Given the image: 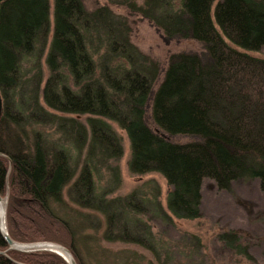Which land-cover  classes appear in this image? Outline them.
I'll use <instances>...</instances> for the list:
<instances>
[{
  "label": "trees",
  "instance_id": "1",
  "mask_svg": "<svg viewBox=\"0 0 264 264\" xmlns=\"http://www.w3.org/2000/svg\"><path fill=\"white\" fill-rule=\"evenodd\" d=\"M214 1L127 3L166 38L203 49L171 54L155 87L159 64L133 45L127 20L109 7L0 0V196L14 241L60 244L86 264L57 207L98 209L94 175L105 169L119 179L117 129L129 141L130 173L163 176L176 217L200 216L206 178L219 190L255 178L264 192V57L254 55L264 49V0H217L219 29ZM49 126L69 148L37 130ZM73 157L82 159L78 170ZM100 215L103 237L126 232L125 221L109 227L107 212ZM7 249L0 233V251ZM238 254L251 258L247 249ZM0 264L68 263L50 251L9 250Z\"/></svg>",
  "mask_w": 264,
  "mask_h": 264
},
{
  "label": "rangeland",
  "instance_id": "2",
  "mask_svg": "<svg viewBox=\"0 0 264 264\" xmlns=\"http://www.w3.org/2000/svg\"><path fill=\"white\" fill-rule=\"evenodd\" d=\"M82 1L89 11L107 6L115 15L127 20L130 41L160 66L155 87L162 79L171 54L203 52L198 42L168 39L149 20L131 12L128 2L142 6L145 0ZM50 3L52 7L53 0ZM216 3L217 0L212 5L211 15L219 29L214 15ZM254 55L264 57V49ZM31 65L28 62L26 69ZM41 67L44 69L43 64ZM76 118L84 122L86 116ZM37 130L47 133L52 143L69 148L50 126ZM117 131L123 144V155L118 161L119 179L118 174L111 175L105 169L94 175L98 209L79 208L70 201L57 207L59 216L75 229L78 251L86 264H264V192L258 179L244 178L233 182L228 190H219L212 179L206 178L201 188L200 216L176 217L169 208L172 188L159 174L130 173L129 141L124 131ZM169 139L178 143L193 140L188 136ZM75 158L73 166L78 170L82 159ZM104 211L108 226L115 222L121 226L125 221L126 232H117V238L108 237V233L103 237L106 228L100 214ZM243 249H247L250 259L238 254Z\"/></svg>",
  "mask_w": 264,
  "mask_h": 264
},
{
  "label": "water",
  "instance_id": "3",
  "mask_svg": "<svg viewBox=\"0 0 264 264\" xmlns=\"http://www.w3.org/2000/svg\"><path fill=\"white\" fill-rule=\"evenodd\" d=\"M3 110V100L0 92V117ZM6 205L7 198L0 196V233L8 245L6 251H0V254L6 255L9 250H16L21 252H37L50 251L61 256L68 264H77L72 252L66 247L53 242H35V243H19L14 241L8 234L6 227Z\"/></svg>",
  "mask_w": 264,
  "mask_h": 264
}]
</instances>
